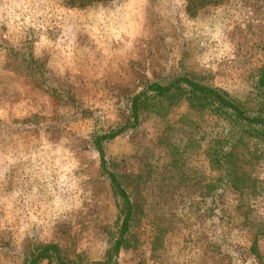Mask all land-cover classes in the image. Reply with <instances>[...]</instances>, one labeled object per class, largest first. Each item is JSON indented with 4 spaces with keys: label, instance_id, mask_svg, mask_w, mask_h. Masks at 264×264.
I'll list each match as a JSON object with an SVG mask.
<instances>
[{
    "label": "rangeland",
    "instance_id": "374dc122",
    "mask_svg": "<svg viewBox=\"0 0 264 264\" xmlns=\"http://www.w3.org/2000/svg\"><path fill=\"white\" fill-rule=\"evenodd\" d=\"M48 2L0 0V264L43 243L102 259L115 207L94 135L126 122L147 81L185 75L241 97L264 64V0ZM29 53L44 84L25 73ZM215 120L181 99L104 142L144 202L110 264H264V161L238 164L261 192L229 188L217 218L201 199Z\"/></svg>",
    "mask_w": 264,
    "mask_h": 264
},
{
    "label": "trees",
    "instance_id": "16d2710c",
    "mask_svg": "<svg viewBox=\"0 0 264 264\" xmlns=\"http://www.w3.org/2000/svg\"><path fill=\"white\" fill-rule=\"evenodd\" d=\"M39 1L33 0L36 4ZM48 1L50 4L57 2L62 6L78 7L96 1L109 3L117 0ZM27 55L21 56V61L27 63L26 75L44 84V61L37 63L31 53ZM181 99L197 110L209 112L222 128L217 137L207 134L202 137V158L209 172L207 179L203 181L201 199H204L208 215L215 218L220 216L221 210L218 208L224 203L221 198L225 197L229 188H236L237 184L241 183L245 191L250 189L253 194L261 192L262 188L256 185L255 179L244 176L238 164L243 157L254 164L264 161V64L241 97L231 96L218 87L185 75L147 81L137 93L129 97L126 122L94 135L91 140L98 154L99 166L108 180L115 207L114 230L109 235L103 258L94 261L69 258L60 252L55 243H43L33 246L22 264H110L112 257L127 246L129 232L143 214L144 202L139 193L142 187L140 180L135 179L132 173L119 164L106 162L103 144L129 127L135 128L149 121L162 120L166 107ZM249 250L257 256L253 241Z\"/></svg>",
    "mask_w": 264,
    "mask_h": 264
}]
</instances>
